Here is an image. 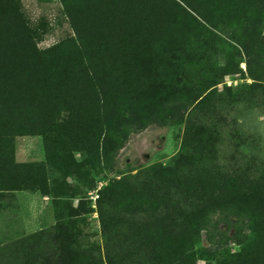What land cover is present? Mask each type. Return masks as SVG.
Returning <instances> with one entry per match:
<instances>
[{
	"label": "trees",
	"instance_id": "1",
	"mask_svg": "<svg viewBox=\"0 0 264 264\" xmlns=\"http://www.w3.org/2000/svg\"><path fill=\"white\" fill-rule=\"evenodd\" d=\"M61 1L74 38L41 50L18 11L0 0V201L11 197L12 191L31 189L27 182L38 175L41 179L36 184L43 186L40 192L48 193L44 166L17 163L12 135L6 130L12 125L7 121L12 115L24 119L25 110L42 107L46 94L52 93L49 84L56 75H62L64 91L55 97L75 106L78 116L91 112L95 118L98 132L77 151L85 153L90 167L104 166L108 145L114 143L108 132L126 121L116 107L121 86L118 69L128 64L134 50L149 58L170 40L172 52L182 53L190 46V38L176 33L166 0ZM179 1L197 17L216 16L202 5L207 0ZM214 1L230 7L229 16L264 12V0ZM138 27L145 30L139 44ZM201 41L195 39V44L202 47ZM90 47L101 49L98 66L82 49ZM216 83L208 85L189 107L175 158L109 179L98 190L97 212L106 238L102 247H81L77 234L61 222V210L55 205L54 225L0 242V264H197L194 244L215 211L246 218L256 235L253 243L241 246L218 264H264V140L231 116L238 89L226 87L218 93L211 88ZM249 94L264 101V86L253 82ZM111 113L119 121L116 126L107 123ZM45 155L52 164L62 158L59 150H46ZM70 175L90 180L88 171ZM78 193L82 190L74 194ZM56 197L62 200L60 205L67 198ZM80 211L70 207L66 216L75 217ZM46 246L51 250L48 260L41 254Z\"/></svg>",
	"mask_w": 264,
	"mask_h": 264
},
{
	"label": "rangeland",
	"instance_id": "2",
	"mask_svg": "<svg viewBox=\"0 0 264 264\" xmlns=\"http://www.w3.org/2000/svg\"><path fill=\"white\" fill-rule=\"evenodd\" d=\"M166 1L173 12L170 20L176 33L183 32L187 39L190 38V46L185 52H172L174 44L170 40L158 46L155 55L149 58L140 57L134 50L128 64L118 69L121 86L117 88L116 107L121 119L126 121L118 124L113 113L107 117L109 125L118 126L108 132L114 143L108 145L104 166L96 164L90 167L85 162V153L77 151L83 141L92 140L93 133L98 130L91 112L80 117L75 106L55 97L64 91L61 74L50 82L52 93L46 94L41 108L25 110L24 119L12 115L7 120L12 124L6 131L12 135L8 137L14 160L44 166L48 193L40 192L39 188L43 189V186L36 184L41 179L38 175L27 182L31 189L12 191L9 193L11 197L0 201V242L13 241L54 225V206L57 205L63 217L61 222L77 234L81 247H102L106 238L99 224L98 190L109 179H118L126 173L134 174L141 168L158 162L168 163L175 158L180 152L189 107L201 98L197 99V96L211 83L217 82L211 88H216L218 93L226 87L238 89L235 93L237 100L231 103L235 105L231 116L238 119L246 131L264 140V101L249 94V86L253 82L264 86V12L229 16L230 7L207 0L201 1L202 5L216 16L197 17L181 1ZM6 2L18 11L41 50L74 38L61 0ZM137 30L136 41L139 44L145 30L142 27ZM195 39L198 42L202 40V47L198 42L195 44ZM90 48L82 49L98 66L101 49ZM135 108L140 112H131ZM86 134L90 135L89 139ZM30 149L34 154L26 157ZM46 150H59L62 156L60 163L46 162ZM78 162L84 163L85 168L77 165ZM86 171L90 180L70 175L71 172L83 174ZM78 189L82 193L74 194ZM23 193L44 196L43 202L49 204L53 220L42 221V207L38 208L34 203L25 204ZM56 195L67 198L60 205L62 200H58ZM80 202L82 205L78 209ZM70 207L81 210L79 215L68 218ZM219 238L220 243L217 242ZM255 240L256 235L249 229L246 218H237L231 212L215 211L209 215L207 228L198 233L194 256L197 264H218V260ZM46 248L41 254L48 260L51 250Z\"/></svg>",
	"mask_w": 264,
	"mask_h": 264
},
{
	"label": "crops",
	"instance_id": "3",
	"mask_svg": "<svg viewBox=\"0 0 264 264\" xmlns=\"http://www.w3.org/2000/svg\"><path fill=\"white\" fill-rule=\"evenodd\" d=\"M31 150L32 149H30L29 152L26 153V157H29L30 155H33L34 154L33 153V150L32 151ZM23 154L25 155V153H23ZM21 196H22L23 201L25 202V204L26 203L27 204L34 203V205L36 207H38V208L42 207V208H40V212L41 213L44 212V217L41 219L42 221L47 222L49 220H53V216H52V214L50 212V209H49V204L48 203L47 204H44V202H43V199L42 198H44V196L38 195L36 193H29V194L28 193L27 194L26 193H23V195H21ZM42 221H39V222L41 223Z\"/></svg>",
	"mask_w": 264,
	"mask_h": 264
}]
</instances>
